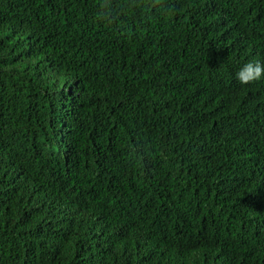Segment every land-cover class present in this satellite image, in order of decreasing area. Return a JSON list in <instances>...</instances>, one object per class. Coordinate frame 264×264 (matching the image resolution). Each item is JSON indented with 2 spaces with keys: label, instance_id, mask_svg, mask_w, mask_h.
I'll return each mask as SVG.
<instances>
[{
  "label": "trees",
  "instance_id": "1",
  "mask_svg": "<svg viewBox=\"0 0 264 264\" xmlns=\"http://www.w3.org/2000/svg\"><path fill=\"white\" fill-rule=\"evenodd\" d=\"M264 0H0V264H264Z\"/></svg>",
  "mask_w": 264,
  "mask_h": 264
},
{
  "label": "clouds",
  "instance_id": "2",
  "mask_svg": "<svg viewBox=\"0 0 264 264\" xmlns=\"http://www.w3.org/2000/svg\"><path fill=\"white\" fill-rule=\"evenodd\" d=\"M264 76V65L259 62H248L236 73V78L241 84H249L260 80Z\"/></svg>",
  "mask_w": 264,
  "mask_h": 264
}]
</instances>
